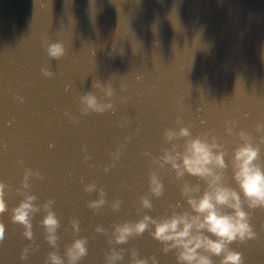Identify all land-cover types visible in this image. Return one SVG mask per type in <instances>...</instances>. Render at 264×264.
<instances>
[{
  "label": "clouds",
  "instance_id": "clouds-1",
  "mask_svg": "<svg viewBox=\"0 0 264 264\" xmlns=\"http://www.w3.org/2000/svg\"><path fill=\"white\" fill-rule=\"evenodd\" d=\"M46 53L51 60H59L64 56L65 49L60 42H54L48 44ZM41 71L45 77L54 75L47 68ZM92 88L98 89L107 102H101L93 92H86L78 98L81 114H103L114 110L110 100L114 95L112 87L95 81ZM176 123H182L179 116ZM232 124V121H225L224 130L228 135H232ZM190 127L181 126L178 130L166 128L163 138L169 146L161 149L159 156L152 157L147 151L142 153L156 167L147 174L149 196L139 197V209L151 212L153 204L149 197L159 198L163 195L164 185L159 174L161 170L172 174L174 180L183 181L178 185L183 203L177 201L169 204L171 211L165 216L153 217L144 213L135 221L114 224L110 234V243L114 247H110L105 254V264H121L125 253L129 257L128 264H158L155 256L142 257L134 248L115 247L127 245L131 239L145 232L161 245L160 251L163 254H173L175 264H244L242 253L232 245L257 239L251 219L254 211H264V164L260 162L264 124L255 126L258 137L240 131V143L232 149L227 161L225 146L218 142L216 135L208 132L192 136ZM128 139L126 137L125 141ZM181 140L182 143H177ZM122 147L120 145L110 153L113 163L103 168L104 173H108L115 166V161L120 159ZM81 151L86 152L87 149L82 147ZM89 159V156H84L85 161ZM185 176L193 177L197 182L190 184L184 180ZM30 177L43 179L39 171L25 168L20 187L16 189L23 199L10 210L5 200L6 188L9 186L0 182V215L10 211L11 223L19 225L23 229L22 237L31 242L34 237L32 219L36 214L43 213L38 224L44 241L53 249L47 253L44 264H80L88 255V239L78 235L81 232L79 221L75 218L69 220V227L64 231L71 232L75 238L64 246L62 254L56 251L59 248L57 230L60 221L53 211L55 201L48 199L37 204V196L29 194ZM83 191L97 194V199L87 202L91 210L98 211L108 203L104 189L97 188L95 183L86 184ZM121 204V200L115 199L110 203V208L119 211ZM95 232L104 234L106 229L97 225ZM4 239L5 226L0 223V242ZM38 247L32 244L24 247L20 259L27 260L30 250Z\"/></svg>",
  "mask_w": 264,
  "mask_h": 264
}]
</instances>
